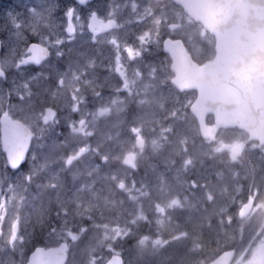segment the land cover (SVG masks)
I'll list each match as a JSON object with an SVG mask.
<instances>
[{
	"label": "rangeland",
	"instance_id": "obj_1",
	"mask_svg": "<svg viewBox=\"0 0 264 264\" xmlns=\"http://www.w3.org/2000/svg\"><path fill=\"white\" fill-rule=\"evenodd\" d=\"M71 4L0 0L6 72L0 79V115L7 111L37 134L26 164L18 170L8 168L0 144V264H25L28 248L43 241L58 244L61 237L72 246L67 264H94L99 256H109L94 244L113 246L131 238L141 247L157 249L125 248L129 264H177L191 248L198 252L192 254L198 263L203 250L208 258L227 245L245 250L253 237L223 228L217 217L226 198L213 199L217 190L231 184L226 178L231 168L217 184L206 186V174L215 171L199 161L207 146L197 139L191 117H176L173 106L162 102L172 99L181 111L190 100L171 91L158 100L166 88H144L149 76L143 73L124 101L95 104L91 79H82L75 70V47L79 43L82 57L85 39L82 27L75 38ZM193 32L206 37L196 27ZM31 42L53 52L38 70L17 66ZM133 96L138 102L133 103ZM47 108L58 115L43 124ZM225 138H235V132L222 133L211 143ZM129 154L134 159L125 164ZM206 199L209 210L202 215L198 206ZM143 224L157 226L151 245L141 238ZM259 227L255 222L246 231L254 233Z\"/></svg>",
	"mask_w": 264,
	"mask_h": 264
},
{
	"label": "flooded vegetation",
	"instance_id": "obj_2",
	"mask_svg": "<svg viewBox=\"0 0 264 264\" xmlns=\"http://www.w3.org/2000/svg\"><path fill=\"white\" fill-rule=\"evenodd\" d=\"M70 1L75 38L82 27L85 39V53L82 57L80 51H77L79 43L75 47V70L82 79H91L89 85L93 90L95 104L103 99L110 102V105L124 101L125 97L134 93L143 73L149 76V80L143 83L144 88L150 91L166 88L163 95H157L159 100L165 98L167 91L181 100L189 99L187 109L181 111L177 110L172 99L167 98V101L162 102L173 106L176 117H191L196 127L197 139L207 146L205 156L199 158V161L202 167L214 166L215 171L210 176L206 174V186L217 184L220 177H224L225 171L228 172L230 168L232 170L230 174H226L231 184L222 186L214 194V200L226 198L219 205L217 220L224 222L223 228L236 229V236L249 234L253 237L242 252L239 246L231 247L235 250L231 264H264V133L253 137L244 129L234 128L231 131H218L215 140L220 138V134L228 132H235V138H225L220 143L218 139L213 144L211 141L214 138L202 139L197 119L190 111L195 92L182 91L174 83L176 73L172 67L175 62L170 49L179 51L178 57L184 60L179 65L185 66L188 56L202 65L215 56L214 38L195 36L194 27L201 34L205 31L200 24L194 23L176 0ZM130 42H134V47ZM49 60L37 67L31 64L23 67L38 70ZM59 86H62L61 81ZM132 100L133 103L138 102L135 96ZM55 113L56 118L57 110ZM170 120L171 118L166 119L165 123ZM206 123L212 124L213 118L207 116ZM180 124L181 121H178L176 127ZM32 133L34 137L30 141L29 154L37 137L33 129ZM235 140L236 144L231 146L229 142ZM184 145L191 143L185 142ZM198 207L204 215L209 210V201L206 199ZM255 222H260L259 229L254 233L247 232V227Z\"/></svg>",
	"mask_w": 264,
	"mask_h": 264
},
{
	"label": "water",
	"instance_id": "obj_3",
	"mask_svg": "<svg viewBox=\"0 0 264 264\" xmlns=\"http://www.w3.org/2000/svg\"><path fill=\"white\" fill-rule=\"evenodd\" d=\"M196 22L215 38V59L201 66L188 56L179 65V51L170 49L175 64L174 83L179 89L195 90L190 107L202 137L212 138L218 128H239L256 137L264 133V0H176ZM46 49L29 58L39 63L48 56ZM0 69V76H3ZM53 116L52 112L47 113ZM212 115L214 123L206 124ZM2 150L9 168L17 169L26 160L32 134L20 121L5 113L0 117ZM131 158V157H129ZM65 242L58 247L35 248L25 264H65ZM234 250L220 253L206 264H230ZM104 264H124L112 254Z\"/></svg>",
	"mask_w": 264,
	"mask_h": 264
},
{
	"label": "trees",
	"instance_id": "obj_4",
	"mask_svg": "<svg viewBox=\"0 0 264 264\" xmlns=\"http://www.w3.org/2000/svg\"><path fill=\"white\" fill-rule=\"evenodd\" d=\"M155 224V223H154ZM152 224V225H154ZM157 229V226L156 227H153V226H147L146 224H143L141 229H140V235H141V238L142 239H147L148 240V243L151 245V239H150V236L152 235L153 231ZM153 236V235H152ZM190 242V246H195L196 245V241L194 239H190L189 240ZM95 245V244H94ZM93 245V246H94ZM92 246V247H93ZM98 248H100V250H104L106 251L108 254H112L114 252H118L119 254H121L123 257H124V260H125V264H129V258L127 256V253L129 251H125V248H134V249H140V250H148V249H151V250H156V246L152 245V246H146L145 249L143 247H141V245H138L137 243V239H132L131 240H127L126 243L124 244V240H122L121 242L115 244V245H109V246H106V245H97ZM204 251H200V254L202 255V259L200 261V263H198L197 261V257L196 258H193L192 257V254H195V253H198L196 252L194 249H187L186 251H184L182 254H181V258L178 260L177 264H203L205 262H207L208 260V257L206 255H204ZM144 252V251H143ZM142 257V256H140ZM210 258V257H209ZM107 259V255L106 256H99L96 260V262L94 264H102L105 260ZM175 262H173L172 264H174Z\"/></svg>",
	"mask_w": 264,
	"mask_h": 264
},
{
	"label": "bare ground",
	"instance_id": "obj_5",
	"mask_svg": "<svg viewBox=\"0 0 264 264\" xmlns=\"http://www.w3.org/2000/svg\"><path fill=\"white\" fill-rule=\"evenodd\" d=\"M136 19V18H135ZM135 27V26H134ZM151 83V82H150ZM151 87V86H150ZM159 100V99H158ZM136 108V107H135ZM144 108V107H143ZM148 109V108H147ZM137 112V111H136ZM145 113V112H144ZM149 113V112H148ZM140 114V113H139ZM134 116V115H133ZM118 118V117H117ZM166 122V121H165ZM154 129V128H153ZM152 130V129H151ZM118 135V134H117ZM119 137V136H118Z\"/></svg>",
	"mask_w": 264,
	"mask_h": 264
}]
</instances>
